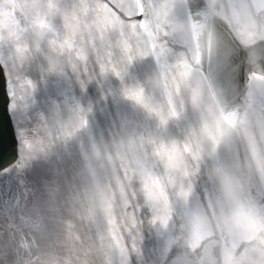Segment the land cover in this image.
Instances as JSON below:
<instances>
[{
  "label": "rangeland",
  "instance_id": "374dc122",
  "mask_svg": "<svg viewBox=\"0 0 264 264\" xmlns=\"http://www.w3.org/2000/svg\"><path fill=\"white\" fill-rule=\"evenodd\" d=\"M182 1L173 0L179 11ZM236 2L227 0L225 8L222 0V9L241 40L251 43L264 37V31L259 34L260 10L254 13L257 18L243 9L234 15L231 6ZM52 3L24 2L23 8L25 13L43 16L34 6ZM0 5L3 37L6 32L2 27L15 21L17 11L22 10L15 0H0ZM41 24L31 22L30 28H41ZM111 29L112 21L98 60L95 49L84 46L87 55L82 56L77 68L66 58L58 64L59 72L76 74L78 89L85 94L91 89V104L84 101L83 119L80 111H59L61 107L50 111L52 102L61 103L53 87L51 91L44 85L37 89L26 77L11 80L17 105L13 116L18 123L27 126L28 111L43 102L55 136L54 122L66 134L72 130L65 147L58 144L62 161L52 195L55 199L50 201L66 222L60 235L53 237L49 226L57 219L51 213L44 217L39 263L82 264L86 259L88 264H264V119L260 117L264 86L259 81L251 85L248 116L239 132L227 127L207 93L202 103L206 115L203 122L190 101L185 119L178 122L169 117L161 122L123 96L115 77V71L123 70L117 67L116 53L107 69L101 66L105 44L115 39ZM66 54L74 59V49L59 57ZM79 68L83 69L81 76ZM101 72L106 74L104 78ZM57 80L59 73L53 86ZM27 89L32 93L28 102L22 93ZM213 145L231 173L227 187L216 173V160L208 154ZM11 175L1 177L0 185H5ZM14 200L10 196L8 203ZM237 203L245 205V211L232 216L229 210ZM14 218L20 228L22 218ZM176 234L177 240L169 243ZM2 240L8 261L17 262L20 251L16 240L7 242L5 235Z\"/></svg>",
  "mask_w": 264,
  "mask_h": 264
},
{
  "label": "snow or ice",
  "instance_id": "6c2138e0",
  "mask_svg": "<svg viewBox=\"0 0 264 264\" xmlns=\"http://www.w3.org/2000/svg\"><path fill=\"white\" fill-rule=\"evenodd\" d=\"M175 6L173 0H76L67 8L55 3L34 7L41 10L45 21L49 16L53 20L62 17L69 41L75 35L82 37L85 44L90 38L96 45L97 36L103 35L111 19V30L116 38L105 44L100 63L107 69L109 58L113 53L118 55L117 67L122 66L123 70L115 71V77L120 81L123 96L161 122L169 117L178 122L185 119L190 101L193 111L200 112L203 122L206 119L202 107L204 94L207 93L214 103L219 102L216 78L225 70L221 64L220 45L217 43L214 48L210 35L207 47L201 46L200 35L207 30L206 16L204 22L193 25L195 39L189 41L184 35V26L174 16ZM252 6L264 13V0H255ZM212 7L214 9L215 5ZM231 7L236 15L238 9L248 10L250 6L245 0H238ZM39 26L44 28L45 24ZM69 41L61 46L67 47ZM51 43L56 45L55 40ZM250 58L255 59L254 55ZM51 71L59 73L57 93L62 97L61 103L54 107L80 111L83 119L84 101L91 104V89L86 94L78 89L76 74L59 72L55 63ZM243 71L241 69V80L245 78ZM253 78L264 86V75ZM12 107L17 105L14 103ZM260 117L264 119V109ZM20 135L23 137L24 133ZM208 154L216 160V173L227 187L231 183V173L214 145ZM244 211L245 205L237 203L230 208L229 214L237 216Z\"/></svg>",
  "mask_w": 264,
  "mask_h": 264
},
{
  "label": "bare ground",
  "instance_id": "6f19581e",
  "mask_svg": "<svg viewBox=\"0 0 264 264\" xmlns=\"http://www.w3.org/2000/svg\"><path fill=\"white\" fill-rule=\"evenodd\" d=\"M36 33H34V40L36 41ZM10 52L9 63L14 65L15 74L14 76H21L23 72L31 69V66L41 65V62L36 59V51L34 49H29L27 53L23 56L15 52L13 46L7 43ZM44 59L48 62L49 69L51 71L53 65V56L48 54L44 55Z\"/></svg>",
  "mask_w": 264,
  "mask_h": 264
},
{
  "label": "clouds",
  "instance_id": "9594fccd",
  "mask_svg": "<svg viewBox=\"0 0 264 264\" xmlns=\"http://www.w3.org/2000/svg\"><path fill=\"white\" fill-rule=\"evenodd\" d=\"M37 51H39V48H37ZM99 75H100L101 78H104L106 74L104 72H101ZM97 84H100V81L99 80H97Z\"/></svg>",
  "mask_w": 264,
  "mask_h": 264
},
{
  "label": "water",
  "instance_id": "95a60500",
  "mask_svg": "<svg viewBox=\"0 0 264 264\" xmlns=\"http://www.w3.org/2000/svg\"><path fill=\"white\" fill-rule=\"evenodd\" d=\"M249 57H252L253 56V54H251V55H248ZM1 100H3L2 98H1ZM4 109V102L3 101H0V110H3Z\"/></svg>",
  "mask_w": 264,
  "mask_h": 264
}]
</instances>
